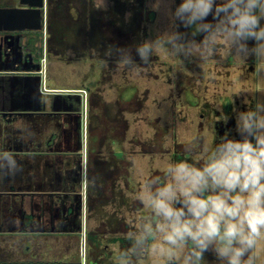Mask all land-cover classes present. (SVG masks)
Instances as JSON below:
<instances>
[{
  "label": "clouds",
  "instance_id": "9594fccd",
  "mask_svg": "<svg viewBox=\"0 0 264 264\" xmlns=\"http://www.w3.org/2000/svg\"><path fill=\"white\" fill-rule=\"evenodd\" d=\"M174 3L150 0V9L163 12L171 27L135 45L139 64L131 48L110 45L104 57L137 73L159 53L202 61L221 52L264 58V0H182L173 9ZM107 6L97 0L98 10ZM234 120L239 138L230 130L214 145L204 144L194 162L165 161L163 183L141 176L134 199L148 215L129 218L132 230L122 237L129 247L114 246L116 264H131L143 253L162 264H206L209 252L218 264H255L254 249L264 236V102L235 110ZM0 170H20L11 153L0 152Z\"/></svg>",
  "mask_w": 264,
  "mask_h": 264
},
{
  "label": "flooded vegetation",
  "instance_id": "af4514ba",
  "mask_svg": "<svg viewBox=\"0 0 264 264\" xmlns=\"http://www.w3.org/2000/svg\"><path fill=\"white\" fill-rule=\"evenodd\" d=\"M132 18L128 24L129 39L125 48H131L134 59L139 60L135 54L137 36H133ZM146 18L154 17H143ZM112 31L107 32L108 47H123L119 34ZM179 31L190 33L191 29L181 26ZM16 38L15 35L5 44V48H12L15 59L19 58ZM35 42V61L39 62L43 54L42 35H37ZM113 63L112 67L117 68L115 59ZM144 66H140L143 68L141 71H144ZM187 66L188 72L195 74L193 63L188 61ZM159 67L160 74L155 78L161 79V87L152 99L156 100L161 113L156 117L158 125L152 139L132 127L133 120L147 123V115L142 116L141 113L145 100L150 97L148 87L138 93L132 86L130 75H127V71L132 73L131 70L126 68L123 81L118 82L114 78L119 70L104 67L93 81L95 84L87 86L83 81L79 84L80 89L67 93L68 99L74 100L75 109L70 113L79 119L77 127L82 133L79 146L85 148V153L79 149L74 154L75 164L68 177L69 183L62 191L49 193L55 197L53 207L32 210L18 206L12 212L0 214V264H116L114 246L118 244L121 249L129 247L122 238L132 230L129 218L148 215L142 204L134 199L140 188L141 176L158 179L161 183L165 179L162 167L157 166L149 172L146 158L154 157L163 162L168 154L171 161L194 162L199 159L196 153H201L204 144L214 145L225 132L231 130V135L239 138L234 131V111L251 110L249 103H243L237 93L224 95L219 92L213 97L198 94L196 75H182L185 69L173 65H168L166 71L163 62ZM247 67L251 68L250 60ZM163 85L169 87L167 95L163 93ZM180 100L188 109H198L196 127L201 132L206 131L207 135L198 134L188 142L178 140L174 134V124L178 120L174 110ZM101 101L103 104L97 110ZM165 107L173 115L170 145L165 144L168 131V125L163 121ZM93 132L99 133L94 139L99 145L94 163L89 161ZM46 142L50 145L49 141ZM8 221H13V225H7ZM130 260L131 264H153L148 253L133 256ZM205 262L218 264L211 252L205 253Z\"/></svg>",
  "mask_w": 264,
  "mask_h": 264
},
{
  "label": "crops",
  "instance_id": "0c3cea01",
  "mask_svg": "<svg viewBox=\"0 0 264 264\" xmlns=\"http://www.w3.org/2000/svg\"><path fill=\"white\" fill-rule=\"evenodd\" d=\"M107 1L108 8H116L118 2L123 9L119 21L110 10H103L101 15L96 7L97 0H46L45 29L0 32V36L7 33L19 36L24 50L34 56L35 40L37 35H42L44 59L42 71L32 70V63L0 62V152L11 153L20 169L15 174L0 170V214L12 212L18 206L32 210L54 206L55 197L49 193L62 191L69 183L74 154L79 149L85 153V148L79 146L82 134L77 127L79 119L70 113L75 109L74 100L68 99L67 93L80 89L79 76L88 66L117 69L123 73L127 70L119 65L113 68L114 58L108 60L104 53L109 45V30L119 34L123 47L129 39L128 0ZM20 6V0H0V8ZM227 56L231 62H239L238 70L243 73L248 68L247 61H251L248 73L236 80L235 92L253 109L257 103L264 102V58L244 61L230 53ZM193 65L196 68L195 63ZM68 71H71L69 82L75 79L77 84L62 85L61 79L68 77L65 74ZM102 104L101 101L97 110ZM98 134H92L89 161L93 163L99 149L94 142ZM46 141L50 145H46ZM7 225L12 226L13 221H8ZM254 254L255 264H264V236L258 239Z\"/></svg>",
  "mask_w": 264,
  "mask_h": 264
},
{
  "label": "rangeland",
  "instance_id": "374dc122",
  "mask_svg": "<svg viewBox=\"0 0 264 264\" xmlns=\"http://www.w3.org/2000/svg\"><path fill=\"white\" fill-rule=\"evenodd\" d=\"M129 1L131 3H129ZM182 0H175V3L172 5L173 9L175 6H177L179 3H181ZM108 3V1H107ZM150 0H128L127 6L131 8L129 11L126 10V13H130L132 18V27H133V36H137V42L136 44L142 42L144 39H151L154 38L157 34L169 30L171 27V21L170 19L163 14V12H154L149 7ZM112 4V3H111ZM115 7L110 6L107 10H104V12H108L109 10L112 12L111 14L120 20V16L123 13V9L120 8L118 5V2L115 3ZM103 13V10H101V15ZM152 15L154 18L149 19H143V17H149ZM138 23V24H137ZM142 38V39H141ZM227 52H221L220 54L216 55L213 58H210L206 61L198 60V59H184L183 57L178 56H170L166 55L164 53H159L157 55H154L151 58V61L146 67L144 66V71H139V73L132 71L130 74L127 72V75H130V83H132V86L134 85L137 88L138 93L142 92L145 87L149 88V99H146L143 106V113H141L142 116L147 115V123L144 120H137L132 122V127L137 128V131L144 133L145 137L148 139L154 138L156 126L158 125V122L156 120V117L158 114L161 113L160 110L157 109L156 100H153L152 98L157 95V90L160 89L161 85V79H156L157 75L160 74V67L159 65L161 62L164 63V69L167 68L168 65L173 66H179L182 69H185L182 73V75L190 74V75H196V90L198 94L201 95H207L209 97L215 96L217 93L222 92V94L227 95H234L236 91V80L240 78L241 75H246L248 73V69H244V73H241V71L238 70L237 65L239 62L236 61L237 64H233L231 66H228L229 63H235L234 61L231 62L229 60V57L227 56ZM135 57V56H134ZM138 58V57H137ZM138 62L139 60L136 59ZM190 61L191 63H195L196 65V72L195 74L192 72H188V66L187 63ZM244 61H246L244 59ZM242 61V63H244ZM151 64H154L151 66ZM150 65V66H149ZM141 66V65H140ZM228 67V68H227ZM230 68V69H229ZM143 69V68H141ZM228 69V70H227ZM47 70V65H46ZM101 72L100 66H97L95 68L87 67V71L84 69V71L81 72L79 76V84L83 81H86L87 86H91L95 84L93 82L96 80L98 75ZM66 77H62L61 83L62 85H72L77 84V80L73 79L72 83L69 82L71 71L66 72ZM86 75V77H84ZM123 71L118 72L117 76H115V80L118 82H122L123 80ZM163 93L164 95H167L169 87L163 85ZM129 93L130 91H127ZM212 100V99H211ZM241 100V99H240ZM167 107V105H166ZM165 107V110L167 109ZM171 111H164V117L163 121L168 126L167 137L165 144L170 145L171 144V135L173 133L172 130V116ZM188 112V114H186ZM198 109L196 108H187L180 100V103L177 104V107L174 110V116L178 118V120L175 121L174 124V134L177 135V138L181 142H188L196 138L198 134H206V131L201 132L198 127H196V123L199 120V114ZM131 119H133V116H130ZM194 120V123L192 122ZM207 138V137H206ZM207 142V139H205ZM196 157L199 158V152L196 153ZM170 156L167 154L164 156V161L161 162V160H155L154 157H149L148 164H146V167H148V170L150 172L151 169H155L157 166L162 167L163 163L167 160H169ZM144 165V163H143ZM148 258L153 264H162V261H160L158 258L153 257L151 253H148ZM262 258V256H261Z\"/></svg>",
  "mask_w": 264,
  "mask_h": 264
},
{
  "label": "water",
  "instance_id": "95a60500",
  "mask_svg": "<svg viewBox=\"0 0 264 264\" xmlns=\"http://www.w3.org/2000/svg\"><path fill=\"white\" fill-rule=\"evenodd\" d=\"M22 6L17 8H0V32H12L15 30L42 31L45 29L46 0H20ZM13 34L0 36V62L14 64L32 63V70L42 71L43 60L35 61L32 52L25 53L20 37L17 36L19 58L15 59V53L11 47H6V40H12Z\"/></svg>",
  "mask_w": 264,
  "mask_h": 264
},
{
  "label": "built area",
  "instance_id": "2783aa9c",
  "mask_svg": "<svg viewBox=\"0 0 264 264\" xmlns=\"http://www.w3.org/2000/svg\"><path fill=\"white\" fill-rule=\"evenodd\" d=\"M44 60V59H43Z\"/></svg>",
  "mask_w": 264,
  "mask_h": 264
}]
</instances>
